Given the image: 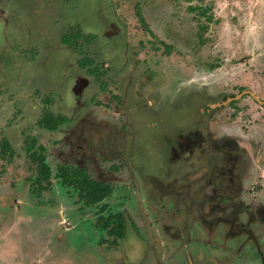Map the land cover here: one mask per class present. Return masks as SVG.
I'll list each match as a JSON object with an SVG mask.
<instances>
[{
    "label": "rangeland",
    "instance_id": "rangeland-1",
    "mask_svg": "<svg viewBox=\"0 0 264 264\" xmlns=\"http://www.w3.org/2000/svg\"><path fill=\"white\" fill-rule=\"evenodd\" d=\"M260 60L264 0H0V264H264ZM33 138L54 170L113 182L109 207L40 191Z\"/></svg>",
    "mask_w": 264,
    "mask_h": 264
},
{
    "label": "trees",
    "instance_id": "trees-1",
    "mask_svg": "<svg viewBox=\"0 0 264 264\" xmlns=\"http://www.w3.org/2000/svg\"><path fill=\"white\" fill-rule=\"evenodd\" d=\"M69 117L63 114L54 115L52 112L45 113L40 120L42 127L49 130H57V128L68 122ZM36 140L33 138L27 146V151L34 161L37 162V177L35 182L39 185V190H45L53 184V180H59V183L67 188L73 187L76 194L83 200L85 206H100L101 211L109 207V203L105 202L115 192L113 182L100 180L92 176V174L84 167L60 164L54 170L48 163L45 154L42 151L34 150ZM44 149V146H40ZM12 149L8 140L2 142V151L6 153ZM97 227L106 230L113 236L114 243L118 239L125 237L128 224L122 212L111 211L108 215L99 217Z\"/></svg>",
    "mask_w": 264,
    "mask_h": 264
},
{
    "label": "flooded vegetation",
    "instance_id": "flooded-vegetation-1",
    "mask_svg": "<svg viewBox=\"0 0 264 264\" xmlns=\"http://www.w3.org/2000/svg\"><path fill=\"white\" fill-rule=\"evenodd\" d=\"M133 62V63H132ZM128 64H129V66H131L130 68H131V70L129 69V67H127V69L126 70H128V72L126 73V71L124 72V75H127V82L129 81H131L133 78H134V76H137V67H138V62H137V60H129V62H128ZM186 64H187V61H186ZM259 65L260 67H256V69L257 70H259L260 71V75L264 78V60H260L258 63H256V64H254V65ZM187 68L188 70H191V69H189L186 65H185V63H184V61L183 60H175L174 62L172 61V60H164V61H161L160 62V65H159V69L163 72V70H167V72H169V70H173L172 72H169V73H171V74H173L172 76H174V74H175V69H176V71L178 70V68ZM221 67L218 65V66H215L214 68H213V71H215V75L217 76L218 75V71H219V69H220ZM208 71V70H207ZM194 73V72H193ZM209 73H211V71L209 72ZM142 74V73H141ZM140 74V75H141ZM123 75V76H124ZM143 75L144 74H142L141 76L143 77ZM169 75V74H168ZM122 76V77H123ZM220 76V75H219ZM148 77V76H147ZM164 77V76H163ZM144 79V78H143ZM165 79H168V77H165ZM213 80H212V82L214 83V82H216V79L215 78H212ZM145 81H147L146 80V77H145V79H144ZM160 81H163V78H161L160 79ZM191 81H194V79L192 78L191 79ZM204 85V87L206 88V92H209L210 91V82H208V83H204L203 84ZM205 93V92H204ZM240 94H244V93H240ZM206 96V95H205ZM234 96H236V95H231V94H228V97L227 98H229V97H234ZM243 96V95H242ZM242 98V97H241ZM223 101H226V100H223ZM223 101H221V103H218V105L220 106H222V105H224V103H223ZM207 107L208 108H210V106H209V104H207Z\"/></svg>",
    "mask_w": 264,
    "mask_h": 264
},
{
    "label": "water",
    "instance_id": "water-1",
    "mask_svg": "<svg viewBox=\"0 0 264 264\" xmlns=\"http://www.w3.org/2000/svg\"><path fill=\"white\" fill-rule=\"evenodd\" d=\"M241 96H242V94L236 95V96H234V97H229L228 100L230 101V100H233V99H237V98H239V97H241ZM226 102H227V101H226Z\"/></svg>",
    "mask_w": 264,
    "mask_h": 264
}]
</instances>
